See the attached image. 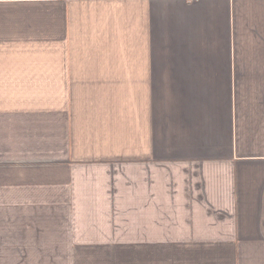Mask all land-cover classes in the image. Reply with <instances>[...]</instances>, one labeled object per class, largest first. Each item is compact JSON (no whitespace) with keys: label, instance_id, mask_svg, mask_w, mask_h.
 <instances>
[{"label":"crops","instance_id":"1","mask_svg":"<svg viewBox=\"0 0 264 264\" xmlns=\"http://www.w3.org/2000/svg\"><path fill=\"white\" fill-rule=\"evenodd\" d=\"M0 264H264V0H0Z\"/></svg>","mask_w":264,"mask_h":264}]
</instances>
